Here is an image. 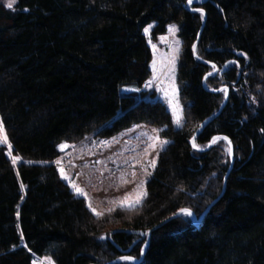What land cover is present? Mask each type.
Here are the masks:
<instances>
[{
	"label": "trees",
	"instance_id": "16d2710c",
	"mask_svg": "<svg viewBox=\"0 0 264 264\" xmlns=\"http://www.w3.org/2000/svg\"><path fill=\"white\" fill-rule=\"evenodd\" d=\"M5 1L0 123L20 162L0 145V264H132L119 260L145 245L137 264H264V0ZM152 23L154 37L181 25L179 126L164 102L126 92L151 76ZM144 123L171 140L147 195L98 219L61 179L59 146ZM182 209L209 211L201 226L169 220Z\"/></svg>",
	"mask_w": 264,
	"mask_h": 264
},
{
	"label": "rangeland",
	"instance_id": "374dc122",
	"mask_svg": "<svg viewBox=\"0 0 264 264\" xmlns=\"http://www.w3.org/2000/svg\"><path fill=\"white\" fill-rule=\"evenodd\" d=\"M10 2L15 5L14 0L5 1L4 5L7 7ZM172 25L176 27L174 35L169 32V25L166 34L159 37H154L152 34L155 23L150 24V28L147 27L149 34L146 36L152 51L151 76L142 89L138 91L127 89L126 92L143 93L146 99L164 102L175 125L179 126L186 107L180 100L182 85L178 80L184 42L180 36L181 25ZM177 41H179L178 44ZM153 63H155V73ZM148 81H152V84L148 85ZM222 89L224 90L221 88V91ZM173 90L175 91L174 97ZM169 101L172 102V106ZM173 107L177 108V116L173 115ZM177 117H179V125L176 122ZM165 130V126L144 123L132 125L112 137H102L96 134L80 143H65L69 147L63 151L60 150V156L55 160H60V164L57 165L55 161L54 164L60 177L61 169L69 177L71 184L68 180L62 177L61 179L66 182L75 196L82 198L87 206L91 204L97 212L105 213L109 209L121 208L119 202L123 201L126 196L135 199L136 192L140 190L138 186L141 184L143 185L142 190L147 193V184L157 168L159 157L171 143V140L165 136ZM3 134H5L4 128ZM165 140L168 143L161 145L160 141ZM9 157L12 158V153ZM19 162L18 159L15 165ZM72 185L82 189L87 199L77 195ZM145 197L138 205L144 201ZM186 218H192V216ZM47 258L49 257L34 255L32 264H47ZM50 260L51 264H55L51 258ZM126 262L137 264V259Z\"/></svg>",
	"mask_w": 264,
	"mask_h": 264
},
{
	"label": "snow or ice",
	"instance_id": "6c2138e0",
	"mask_svg": "<svg viewBox=\"0 0 264 264\" xmlns=\"http://www.w3.org/2000/svg\"><path fill=\"white\" fill-rule=\"evenodd\" d=\"M192 4H193V0H188V5L191 6ZM7 7H8L9 9H11V8L13 7V3H11V2L8 3V4H7ZM191 10H192L193 12H199L201 18H203L204 13H203V9H202V8H199V7H193ZM150 27H151V26H149V28H150ZM149 28H145V29H144V31H145V35H148V34H149ZM175 31H176V27H175V25H170V26H169V32L172 33V34L174 35V34H175ZM161 39H163V38H161ZM176 43L178 44L179 41H177ZM154 47H155V46L153 45V48H154ZM193 52H195V45H193ZM241 55H242V54H241ZM197 59H199V57H197ZM231 63L235 64L236 61H232ZM213 67H215V65H213ZM153 71H154V73H155V63H153ZM209 75H211V73H209ZM151 84H152V81H148V85H151ZM148 85H146V86H148ZM130 90H131V91H138V89H130ZM224 91H225V97L227 98V92H226V90H224ZM174 96H175V91L173 90V97H174ZM169 103H170V106H172V102L169 101ZM173 115H174V116H177V108H176V107H173ZM176 122H177V124L179 125V122H180V121H179V117H177ZM219 140H225V141H227V144H228L227 152H228V154L231 156V155H232L231 141L228 140L227 137H213V138H212V141L210 142V144L208 145V147H211L212 144H215V143L218 142ZM160 143H161V145H163V144H166V143H168V142L165 140V141H160ZM0 144L7 145L8 149H9V153H8V154L11 156V151H10V150H11V147H12V146H11V144L9 143L6 134H3V127H2V125H0ZM59 147H60V150L63 151L65 148L69 147V145H67V144H61ZM73 147H74V146H73ZM193 147H194L195 149H197L198 151H199V150H202V149L200 148V146H198L197 144H195L194 141H193ZM18 159H20V158H19V157H12V162H13L14 165L17 163ZM55 163H56L57 165H59V164H60V160L55 161ZM61 177H62V179L68 180L70 184L72 183V182L69 180V177H68L67 175L64 174L63 169H61ZM72 186H73V188L75 189V192H76L77 195L84 196L85 199H87V196H86V194L83 192L82 189H80L79 187H77V186H75V185H72ZM21 187L23 188V185H21ZM142 188H143V185H142V184L138 186V189H140V190H138V191L136 192V194H135V199H131L130 197L126 196V197L124 198L123 201L119 202V203H120V207H121L122 209H127V210H131V209L135 208L136 205H138V204L141 202V200L147 195L146 191H143ZM88 207H89L90 211H92L93 215H95V216L99 219L100 216L102 215V213H99V212H97L94 208H92L91 204H89ZM111 211H112V209H109V212H111ZM181 214H182L183 216H186V217H191V216H192V212H191L190 210H188V209H182V210H181ZM100 239L103 240V239H105V237H100ZM141 254H143V250H141ZM121 259L126 260V261H131V260H133L134 258L131 257V256H124V257H121ZM47 264H51V260H50V258H47Z\"/></svg>",
	"mask_w": 264,
	"mask_h": 264
},
{
	"label": "water",
	"instance_id": "95a60500",
	"mask_svg": "<svg viewBox=\"0 0 264 264\" xmlns=\"http://www.w3.org/2000/svg\"><path fill=\"white\" fill-rule=\"evenodd\" d=\"M205 1H207V0H202L201 2L202 3H204ZM213 66V65H212ZM218 72H219V70H218V68L215 66L214 67V71L211 73L212 75H217L218 74ZM221 74H223V70L220 72ZM210 120H208L206 123H208ZM205 123V124H206ZM212 146H213V144H212ZM231 147H232V145H231ZM234 158V156H233V149H232V159ZM208 211L209 210H207L206 212H205V214L203 215V217L201 218V219H197L196 218V216L192 213V218L194 219V221H195V224L197 225V226H201L202 225V223L204 222V220H205V217H206V215H207V213H208ZM182 214H181V211L179 212V213H177L176 215H174L172 218H170L169 220H172V219H174V218H177V217H179V216H181ZM169 220H167L166 222H168ZM159 226H161V225H159ZM152 230L153 229H151V230H149L148 231V236L150 237L151 236V233H152ZM119 232H124V233H128V234H137V235H141V236H143V233L142 232H136V231H132V230H127V231H119ZM146 248H147V245H145V247H144V250H143V254H142V258L140 259V260H138L137 261V263H140L142 260H143V258L145 257V252H146ZM119 261H121V259L119 260Z\"/></svg>",
	"mask_w": 264,
	"mask_h": 264
}]
</instances>
